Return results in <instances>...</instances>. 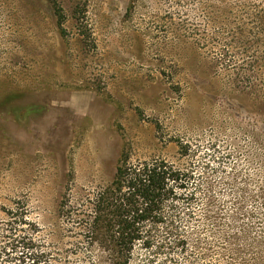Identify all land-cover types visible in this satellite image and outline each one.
Here are the masks:
<instances>
[{"label": "rangeland", "instance_id": "rangeland-1", "mask_svg": "<svg viewBox=\"0 0 264 264\" xmlns=\"http://www.w3.org/2000/svg\"><path fill=\"white\" fill-rule=\"evenodd\" d=\"M257 3L0 0V251L29 233L82 241L68 201L109 186L125 150L194 175L188 246L162 227L153 264H264V87L240 32Z\"/></svg>", "mask_w": 264, "mask_h": 264}, {"label": "trees", "instance_id": "trees-1", "mask_svg": "<svg viewBox=\"0 0 264 264\" xmlns=\"http://www.w3.org/2000/svg\"><path fill=\"white\" fill-rule=\"evenodd\" d=\"M250 6H243L241 43L250 59L249 69L264 87V0ZM56 15L60 30L65 32L61 8L56 9ZM231 69L226 68L228 72ZM193 181V173L164 159L133 161L124 150L109 186L76 207L68 201L67 232L82 241L63 249L38 241L33 233L21 235L0 251L6 257L3 264H97L91 254L95 247L106 257L104 264H153L162 248L157 240L162 227H176L175 243L183 250L188 246L187 238L178 232L182 218L178 206L190 205L196 198ZM19 224L30 223L14 215L9 225ZM12 230L16 229L12 226Z\"/></svg>", "mask_w": 264, "mask_h": 264}]
</instances>
